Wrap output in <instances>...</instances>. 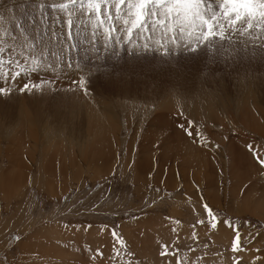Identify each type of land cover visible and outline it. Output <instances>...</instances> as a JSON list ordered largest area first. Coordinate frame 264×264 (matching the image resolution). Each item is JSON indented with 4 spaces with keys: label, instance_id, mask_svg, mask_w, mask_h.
<instances>
[{
    "label": "rangeland",
    "instance_id": "1",
    "mask_svg": "<svg viewBox=\"0 0 264 264\" xmlns=\"http://www.w3.org/2000/svg\"><path fill=\"white\" fill-rule=\"evenodd\" d=\"M37 3L38 0H0V35L7 31L20 37V43H25L24 37L19 31V26L23 25L27 30L25 34L29 40L36 39L37 33L30 25ZM48 11L51 15L52 10ZM145 36V34L139 37L134 35L131 42L126 39L122 40L121 43H130L125 48L116 44L110 46L107 51L101 50L99 53L91 50H82L79 53L85 57L81 68H85L87 65V69L78 70V72L90 75L91 69L92 73L96 74L94 85H103L99 78L106 83L112 82L113 87L110 90L112 99L107 97V100L113 101L112 103L119 110V115L122 110L125 111L122 102L127 103L126 108H129L131 113L134 111V116L140 119L137 124L131 121V129L119 127L116 133L109 134L108 143L87 144L88 133L85 130V132L71 130L72 120L69 117L72 118L73 115H69L71 112L66 109L68 107L62 108L58 116L55 115L51 118L48 114L46 119H39L37 116L43 118L45 114L54 111L53 107H60L59 104L63 102H58L57 106L54 105L56 103L53 99H48V101L45 99L42 105L41 99L40 101L39 99L34 100V97L30 96V92L22 93L17 90L25 82L40 83L43 80L57 79L62 86L54 87L56 85L54 84L52 87H54L53 91L59 95L67 87H77L74 81L78 80L81 75L74 79L67 76V70L75 69L74 67L69 69L61 64L56 67L55 71L50 68L42 69L39 72L25 74L16 82H6L4 76L0 75V86L10 90L9 95H0V174H2L0 177V264H44L45 262V264H87V262L89 264H118L115 259L117 244L111 234L113 230L124 238L127 245L121 252L119 264H178V261H183V264H237V261L239 264H264V219L249 212L233 213L229 211L228 208L231 205L227 192L230 184L229 179L226 180L223 193L220 191L222 183L219 181L220 177L215 166L216 161L219 160L216 158L217 154L210 153L212 147L207 144L208 141L212 144L214 142V145H220L218 140L212 139L211 134H208L204 129L206 127L197 124V121H193L188 114L181 110L169 111L168 115L172 117L171 121L181 119L178 128H185L187 125L191 128L189 130H194L193 136H189L187 133L183 136H187L196 145H193L192 149H182L184 160L181 159L182 155L179 153V149L172 150L169 155L167 153L164 159H167L166 163H169V168L163 171L160 169V173L159 168L163 159L158 151L162 150H153L150 159L147 156L150 162L146 159L144 161L143 158L146 157L140 149L143 143L142 137L146 132H152L157 137L169 138L175 132L174 122L171 123L169 129H163L165 123L159 119L156 120V115L161 114V111L155 112L153 106L141 103V101H133L132 98L125 99V101L122 97L120 98L123 93L120 90L123 87H128V90L132 88L131 91H135L133 93L137 95L147 94L153 99L164 93H166V97L176 96L184 105L181 96L177 93H170L169 89L177 91L202 89L207 90L206 92L217 90L219 94L216 95L218 97L215 101L219 103H216V115L222 119L224 125L216 128L211 127L210 131L220 133L221 136H224V131L227 130L232 134L234 131L231 130L225 119L226 117L230 118L229 112H233L234 106L247 105L256 100L264 108V70L262 71L261 68L264 66V49L259 47L264 36L254 42L247 37H234L236 41H247V43L235 45L236 49H240L237 51H234L233 46L226 44L222 49L223 55L218 56L215 63H210L211 53H191L184 49L182 44L180 46L169 45V50L166 53L155 42L160 39L158 33L147 40L144 38ZM139 43L140 47H138ZM146 43L147 48L144 47ZM97 46L99 47V44ZM39 47H44L43 43ZM48 50L55 51L57 49L55 45L49 44ZM20 51L21 49L17 47L16 52ZM97 56L100 58L97 59ZM3 58L7 61V51ZM53 59L49 56L48 62L51 63ZM109 62L111 63L109 64ZM96 66L101 68L98 69ZM3 71H8L7 62ZM40 71L42 72L40 73ZM85 71L89 72L84 73ZM167 79L170 81L169 84H166ZM47 90L51 91L49 88ZM101 93L105 97L106 93L102 91ZM56 94L53 93V95ZM177 103L180 106V103ZM141 107H144L145 111ZM147 110L150 111L147 113ZM167 111H164L163 114ZM61 114H65L68 118L66 116L63 118ZM77 115L75 121L81 119V114ZM262 116L264 117V114ZM23 118L29 119L34 128L25 124L18 128L17 123ZM61 119H64V125L60 122ZM40 120H47L49 125L52 124V121L57 124L55 129L48 130V138L41 137ZM35 121L38 123L37 126L39 125L38 129ZM188 121L192 123L189 124ZM195 132H198L199 135ZM244 133L246 143L255 147L260 146L263 151L261 158H264V139L258 135L250 134L245 129ZM59 135L62 137L64 135L65 141L69 137L78 140L76 143L78 147H72L66 159L65 142L60 141L62 139H59ZM18 136H20V140H17ZM60 142L63 146L58 145ZM124 145L128 146V150ZM133 146L136 147L133 148ZM99 148L102 150L99 151ZM43 151L46 156L45 169L43 168L42 172L38 174L37 167L42 164L40 155ZM130 151L131 155H136V158L127 160L126 167H124L121 159L128 158ZM95 152L99 154L94 155ZM172 153L175 156H171ZM224 157L227 158L225 154ZM168 158H170L169 162ZM95 159H100V161L95 162ZM141 161L143 162L142 166H139ZM150 163L155 165V168L149 167L151 171L147 167V164L149 166ZM46 166H49L51 170ZM259 166L253 182L264 186V177H260L264 172V166L261 164ZM70 168H73L75 172L79 171L77 179L65 177L66 171L63 170L70 171ZM135 169H137V174L134 172ZM165 172L166 176L163 175ZM1 179L9 183L5 184L4 182L2 185ZM49 184L64 185L65 190L60 194H51L45 189V185ZM3 190L8 193L4 195ZM207 190L212 198H214V192H220L222 194L220 196L221 203H212L206 193ZM234 192H237V189ZM217 202L219 203V201ZM204 203L214 209L218 220L227 219L239 225L243 237L241 251L233 252L231 250L234 235L231 228L224 224L219 225L221 228L223 227L222 234L217 230L218 227L212 229L196 224L197 220L207 221L209 219L203 208ZM241 206L244 204H240ZM177 220L180 221L179 224L176 223ZM103 223H107V226L97 225ZM162 223H166L167 228H160ZM43 225L45 226L43 227ZM49 225L75 229L85 227L86 231L72 233L73 235L64 238L63 241L58 238L59 241L52 239L45 242L37 236V238H33L34 240H30V236L36 232L39 233ZM158 225L159 229H154L156 226L158 228ZM193 225L196 226L193 227ZM93 226L102 228L103 230L100 231L109 233L106 241L93 245L88 237L84 236L90 232V228ZM200 228L206 231L200 236H194L192 233H189V237L177 234L179 229L199 230L200 233L202 230ZM125 231L130 233L125 234ZM162 231H166L163 236L159 235ZM16 236L18 237L15 239ZM52 243L56 244L59 249ZM162 243H168L170 247L175 246V251L178 254L170 253L167 257L161 256L160 245ZM67 245L71 246V251ZM60 246L63 248L60 249ZM77 251L82 255L78 256ZM97 251L102 255L97 256L95 254Z\"/></svg>",
    "mask_w": 264,
    "mask_h": 264
},
{
    "label": "snow or ice",
    "instance_id": "2",
    "mask_svg": "<svg viewBox=\"0 0 264 264\" xmlns=\"http://www.w3.org/2000/svg\"><path fill=\"white\" fill-rule=\"evenodd\" d=\"M49 9L52 10L51 15ZM30 27L36 31V39L29 40L25 34L27 30L23 25L19 26L25 43H20V37L7 31L0 35V75L4 76L6 82H16L23 75L41 69L55 71L61 64L82 71L81 64L85 60L84 56L79 55L82 50L97 53L107 51L122 40L131 42L134 35L139 37L145 33L148 34L144 37L146 40L159 33L160 39L155 42L166 53L169 45L182 44L191 53H211L210 63H215L216 58L223 55L222 49L226 44L234 47L247 43L236 41L234 37H247L254 42L264 36V0H38ZM41 43L44 47H39ZM49 44L55 45L57 50L49 51ZM17 47L21 49L19 53L16 52ZM144 47H148L147 43ZM259 47L264 49V40H261ZM237 50L240 49L234 47V51ZM6 51L7 61L3 58ZM49 56L54 58L51 63L48 62ZM6 62L8 71L4 72ZM54 83L55 80L25 82L17 90L22 93L43 92ZM74 83L86 93L88 81L84 75ZM9 94L10 90L0 86V95ZM185 130L187 135H194V130ZM248 147L249 150L254 149L253 145ZM255 158L264 166V158L258 152ZM203 208L209 219L197 220L196 224L212 229L224 224L231 228L234 233L231 250L241 251L243 237L239 225L227 219L218 220L214 209L207 203L203 204ZM111 234L116 240L115 259L119 264L121 252L127 245L115 230ZM160 247L161 256L178 254L175 246L170 247L168 243H162ZM99 255L102 253L97 251ZM178 264H183V261H178Z\"/></svg>",
    "mask_w": 264,
    "mask_h": 264
},
{
    "label": "bare ground",
    "instance_id": "3",
    "mask_svg": "<svg viewBox=\"0 0 264 264\" xmlns=\"http://www.w3.org/2000/svg\"><path fill=\"white\" fill-rule=\"evenodd\" d=\"M123 44H126V45H123ZM129 44L130 43H128V42H122L121 43L122 46H120V44H119V46L121 48H123V47L125 48ZM136 44H137V42H136ZM140 46L141 45L139 43L138 47H140ZM148 55H149V53H148ZM142 56H144V55H142ZM112 62H114V60H112ZM102 63H104V62H102ZM110 63L111 62H109V64ZM118 63H119V61L116 64L118 65ZM109 64H108V66H109ZM104 65L105 64H103V66ZM85 68L82 67L83 70L87 69V68L86 69ZM97 68L100 69L101 67L100 68L97 67ZM97 68H96V70L98 71ZM261 68L263 71L264 66H261ZM37 72H39V71H37ZM41 72L42 71H40V73ZM47 72L49 74V71H47ZM86 72H89V71H85L84 73H86ZM65 74H66V72H65ZM68 75L72 79H74V78H76V76L84 75V74H81V72L79 73L77 69H72V70H67V76ZM39 76H40V74H39ZM84 76L88 80L86 93H85V91L80 90L78 87H75V88L72 87L73 89L70 87H67L64 89V91L60 89L63 92L61 93L59 91L61 94L58 95V94H56L57 92L53 91L54 87L62 86L59 84L57 79H55V83H54L56 85L54 87L49 88L51 90L50 92H48L47 89H45L43 92H40V91L30 92V96L34 97V100L39 99V101H40V99H41L40 102L42 103V105H43V102L45 99H47V101H48V99H53V101L56 103L54 105H57V106H58V102L59 103L63 102V103L59 104L60 107L55 108L56 106L55 107L51 106V107H53L54 111L51 113L45 114L43 116V118H41V116H37V117H39V119H46V115L50 114L49 116L51 118H53V116L59 115V112L61 111L62 108L68 107L66 109H68L69 112H71L69 115H73L72 118L69 117V119L72 120V122L70 123V125L72 124L71 130H74V131L75 130H83V131L85 130L88 133V137L86 139L87 144L94 143V142H96L97 144H101V142L102 143L103 142L108 143L109 142V134L116 133V131L119 127H121V128L125 127L128 130V129H131V124H132L131 121L134 124H137V121L140 119L138 117L136 118V116H134L135 115L134 111L131 113V110L129 111L128 110L129 108L128 109L126 108L127 103L122 102V106H123L125 111L122 110V113L119 115L118 114L119 110H118V108H116L114 106V104L112 103L113 101L110 102L111 100L110 101L107 100V97H110L112 99V97L110 96L111 95L110 90L113 87L112 82L106 83L99 78V80L101 81V83L103 85H101V86L94 85L95 80H96L95 79L96 74L92 73L91 69H90V75H84ZM41 78H44V77H41ZM59 78H60V75H59ZM106 79H108V78H106ZM90 80H91V82H90ZM110 81H112V80H110ZM169 82L170 81L167 79L166 84H169ZM64 83H65V81H64ZM57 89H55V90H57ZM131 89L128 90V87H123L120 90L123 92L122 96H120V98L122 97L124 101H125V99L132 98L133 101H138V102L141 101V103L153 106V111H155V112L161 111L162 112L161 114L159 113V115H156L157 116L156 120L159 119L165 123V127L163 129H169V127H171L172 122H174V126H175L174 135L171 137L169 136V138H163L161 136L157 137L152 132H146L145 133V135L142 137L143 143L140 146L141 153L143 155H145L144 157H146V158H143L144 161H145V159L148 160L147 156H149V159H150V157H151L150 154L153 150L154 151L156 149L162 150V151H158V152H159L160 157L163 159V160L161 159L162 163L160 164L159 170L161 169L163 171L164 169L169 168V165H168L169 163H166L167 159L166 160L164 159V157L167 155V153L169 155L170 154L169 152H171L172 150L174 151L176 149H179V153L182 155V149L183 148L192 149V146L196 145L187 136H183L186 133L185 129H187V130L191 129L190 126L186 125L185 128H178L177 126H178L179 121H181V119H174V121H171L172 117L170 115H168L169 111L177 112V111L181 110L183 113L188 114L189 117H191V119L193 121H197V124H199L200 126L203 125V127L205 126L206 128H204V129H205V131L208 132V134H211V138L214 140L215 139L218 140V143H220L219 147L217 148L216 145H214L215 144L214 142L212 144V143L207 141V144L212 147L210 153L213 152L214 155L217 154L216 158L219 160V161H216L215 166H216V172L219 174V177H220L219 181H220V183H222V186H220V189H221L220 191L222 192V190L225 189L224 186L227 183L226 182L227 179H229V182H230V184L228 186L229 190L227 191L229 194L228 199H230V203L229 202L228 203L231 204V205H229V208H228L229 211L230 212L232 211L233 213L249 212L256 217H260V218L264 219V186H259V184H257V182H253V178L257 174L256 173L257 169L260 168V166H259L260 164H259L258 160L255 158V156H256V153L258 152L260 157H261L263 154V151L261 150L260 146H258V147L254 146L253 150H249L248 145H252V144L246 143L247 140L245 139V136H244V134H245L244 129H245V130H248L250 132V134L258 135L264 139V117L262 116V114H264V108L259 102H256V100H255V101L251 102L250 104L248 103L247 105H240V106L236 105V106H234L232 108L233 112L232 111L229 112L230 118L226 117V119H225L229 123L231 130L234 132H232V134H231L230 131L227 130V131H224V136H221L220 133L210 131L211 127H213V128L221 127V125L223 124V121H221L222 119H220L219 116L216 115V110H217L216 103L218 101L216 102L215 100H217V97H218L216 95L219 94L217 92V90H214V92H206L207 90L204 91L202 89H197V90L191 89L190 91H188V90H178L177 91V90L169 89L170 93L171 92L174 94L177 93L181 96V99L184 103V105H182L180 103L181 100H178L176 98V96L173 98L168 97V96L166 97V93H164V94H162V96H158L156 99L154 98L155 99L154 100L152 97H150L147 94L141 95L138 93L139 95H137V94L133 93L135 91H131ZM101 91L106 93L105 97H103L101 95L102 94ZM53 93H55L56 95H53ZM39 101H37V102H39ZM177 102L180 103V106ZM221 102L223 103L222 100H221ZM244 104H245V102H244ZM61 105H63V106H61ZM223 106H224V103H223ZM225 106H227V105H225ZM141 108H142V110L145 111L144 107H141ZM146 108L148 109V107H146ZM53 109H50V110L52 111ZM149 109L152 110V108H149ZM150 110H147V113ZM164 111H167V113L163 114ZM38 114L40 115V113H38ZM77 114H81V119H79L78 121H75V116H78ZM61 116L63 118H65L66 115L61 114ZM138 116H140V115H138ZM116 117H117V119H116ZM66 118H68V116H66ZM39 122H41L40 126L42 127L41 137H44V138H48V134H49L48 132L50 131V129H55L57 127V124H55L53 121H52L51 125L47 124L48 123L47 120H40ZM60 122L63 124L64 119H61ZM24 124L28 125L30 128H34L33 123H31V121L27 118H23L22 121H19L17 123V126H18V128H21V127H23ZM37 124L38 123L36 122V127L38 129L39 125L37 126ZM221 129H223V128H221ZM196 131H198V130H196ZM70 133H71V131H70ZM195 134L199 135L198 132H195ZM76 136H77V134H76ZM19 137L20 136L17 137V140H20ZM59 137H60L59 139H62L60 141L65 142L64 143V145H65L64 151H65V159H66L69 156L70 150L72 149V147H75V148L78 147V145L76 144V143H78V140L74 137H69V138H67V141H65L63 139L64 135H63V137L59 135ZM58 145L63 146L62 142H60V144H58ZM125 146H127V145H124V147ZM135 147L136 146H133V148H135ZM41 149H44V148H41ZM126 149L128 150V146L126 147ZM98 150L101 151L102 149L99 148ZM44 153H45V151L41 152V155H40V161L42 162V164H40L37 167L38 174H40V172H42L43 168L45 169L44 162L46 160V156L44 155ZM179 153H178V155H180ZM93 154L98 155L99 153L95 152ZM127 154H128V152H127ZM131 154L132 153L130 151L128 154V158H122L121 159L122 163L124 164V167H126L125 165L127 164L128 161L136 158V155H134V154L131 155ZM221 154H223V157H221ZM224 154L226 155L227 158L224 157ZM171 156H175V155H173V153H172ZM210 156L212 157L211 154H210ZM33 157H34V152H33ZM173 158H176V157H173ZM168 159H169L168 160V162H169L170 158H168ZM181 159L184 160L183 155H182ZM171 160H172V158H171ZM96 161L99 162L100 159H97V160L95 159V162ZM13 162L16 163V161H13ZM66 163L69 164L68 161H66ZM142 163L143 162L141 161L139 163V166L140 165L142 166ZM256 163H258L259 165ZM144 164H145V162H144ZM148 164H147L148 168L149 167L153 168L155 166L154 164H151V163L148 166ZM46 167L49 168V166H46ZM124 167L122 168V171H123ZM157 167H159V166H157ZM148 168H147V170H148ZM144 169H146V168H144ZM49 170H51V169L49 168ZM69 170L70 171H67V169L63 170L64 172L66 171L65 177L69 178V179H77L79 171L77 170L78 172L77 171L75 172V170H73V168H70ZM136 170L137 169H135V171H134L135 174H137ZM149 170L151 171V168H149ZM161 170L159 171L160 173H161ZM212 170H214V169L212 168ZM13 171H14V169H13ZM168 171H170V170L168 169ZM182 171H184V170H182ZM145 173H147V172H145ZM263 173H261L260 177H262V176L264 177ZM168 174H170V173H168ZM163 175L166 176V172ZM0 177H2V174H0ZM7 179H8V177H7ZM4 182H5V184L9 183L8 181L7 182H6V180L2 181V179H1V184L2 183L4 184ZM38 182H39V180H38ZM39 183H41V182H39ZM55 185L56 186H54L53 184L45 185V189L51 194H60L63 190H65L64 185H61V186H58L57 184H55ZM218 187H219V185H218ZM235 189H237V192H234ZM5 193H8V192L3 190L4 195H5ZM206 193L208 196L210 195L208 190L206 191ZM221 195L222 194L220 192H214V198L209 196V199L214 204H220L221 203V197H220ZM217 201H219V203ZM240 204H244V206L240 207ZM160 225H161L160 228L165 227L163 223ZM219 225H221V224H219ZM219 225H218L217 230L220 231L219 233L223 234V231H222L223 227L221 228ZM44 226L45 225H43V227ZM85 229H86L85 227L84 228L78 227L77 229H75L73 227L64 228V227H56V226L49 225L48 227H45L42 230H40L39 233L36 232L32 236H30L31 237L30 240H34L35 239L34 237L37 236V237L43 239L45 242L46 241L49 242L52 239L54 241H57V240L59 241L58 238L62 239V241H63L64 238H69L71 235H73L72 233L76 234L77 231L78 232L86 231ZM90 229H91L90 232L84 236L88 237V240L93 245L94 244L97 245L101 241H106V238L109 235V233L107 231H100L103 229L96 227V226H93ZM154 229H159V225H158V228L156 226V228H154ZM200 229H202V228H200ZM198 231L199 230L191 231V230L179 229V232L177 234H179L181 236L189 237V233L200 236L201 234L206 232L205 229H202L200 231V233ZM125 232H126L125 234L128 233V231H125ZM165 232L166 231H162L161 233H159V235L161 234V236H163V234ZM76 236L79 237V235H76ZM52 245H54L57 249H59L56 244L52 243ZM62 246H60V249L63 248ZM67 248L69 249V251H71L70 245H67ZM76 254L78 256L82 255V253H78V251ZM95 254H97V252ZM95 254H94V256H95ZM87 255H89V254H87ZM73 256H74V254H73ZM87 264H89V263L87 262Z\"/></svg>",
    "mask_w": 264,
    "mask_h": 264
},
{
    "label": "crops",
    "instance_id": "4",
    "mask_svg": "<svg viewBox=\"0 0 264 264\" xmlns=\"http://www.w3.org/2000/svg\"><path fill=\"white\" fill-rule=\"evenodd\" d=\"M164 222V221H163ZM164 224V226L166 227L167 225H166V223H163ZM167 228V227H166Z\"/></svg>",
    "mask_w": 264,
    "mask_h": 264
},
{
    "label": "water",
    "instance_id": "5",
    "mask_svg": "<svg viewBox=\"0 0 264 264\" xmlns=\"http://www.w3.org/2000/svg\"><path fill=\"white\" fill-rule=\"evenodd\" d=\"M263 175H264V173H263Z\"/></svg>",
    "mask_w": 264,
    "mask_h": 264
}]
</instances>
